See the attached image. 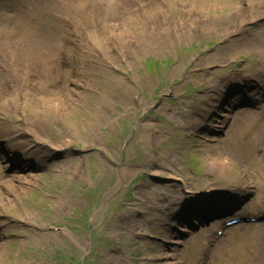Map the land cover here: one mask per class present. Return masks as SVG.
Segmentation results:
<instances>
[{
	"label": "rangeland",
	"instance_id": "1",
	"mask_svg": "<svg viewBox=\"0 0 264 264\" xmlns=\"http://www.w3.org/2000/svg\"><path fill=\"white\" fill-rule=\"evenodd\" d=\"M97 1L0 0V51L59 44L52 88L0 62V264H264V0Z\"/></svg>",
	"mask_w": 264,
	"mask_h": 264
},
{
	"label": "bare ground",
	"instance_id": "2",
	"mask_svg": "<svg viewBox=\"0 0 264 264\" xmlns=\"http://www.w3.org/2000/svg\"><path fill=\"white\" fill-rule=\"evenodd\" d=\"M123 0H98V3H95L94 5H96V9H97V13L99 16H102L103 13L105 14H111V15H126L129 16L128 18H132V15L130 13V8L129 6H125L122 3ZM179 1V0H178ZM177 1V3H178ZM168 6L170 8L174 9V0H166ZM50 10H48V12L52 13V9L51 7H48ZM32 9V7L28 9H26V12H30ZM33 11V10H32ZM178 17L181 18L183 15V10L182 7L180 5H178ZM53 13H54V8H53ZM41 10H36L35 13L29 14L27 19H18V24L20 25L21 28L25 27V23L31 28V29H35L37 28V26H39V21L41 20ZM64 16V15H63ZM73 16V21L75 22V25H77L78 23H80L82 20H86L91 22L92 24L95 21V18L93 17L92 14H86L84 13L80 18L79 17H74ZM69 16V17H71ZM62 17V16H61ZM46 25L49 29V31L51 32L53 27V23L49 22L48 20H46ZM82 38H85L86 40H96V36H94L93 38H91L90 36H82ZM63 41H64V37H63ZM59 44L58 43H51L49 44L47 47L45 48H40V47H33V48H6L4 50H6L4 53L2 52V55L0 57V62H4L5 61H13V64L10 67V74H8L6 76V79H9L11 77L16 78V76H20V80L19 83L22 86V90L23 86H26L30 81H33L34 83L37 84V86L40 88L41 85V81L37 80L35 78L36 72L38 75H41L44 77L45 80H42V83H44V87H54L55 82H56V72H57V60L59 58V54L57 52L56 48ZM11 49V50H10ZM1 72V71H0ZM12 80V79H11ZM232 82H234V80H228L227 83L231 84ZM9 82L6 83V85ZM4 86V85H3ZM1 88V87H0ZM29 95L28 91L25 90L22 93V96H27ZM8 105H4L3 103H0V107L2 110L7 109ZM238 116H242L243 113H238ZM12 133V131H11ZM6 134L7 131H6ZM23 151V150H22ZM24 152V151H23ZM29 156L34 157V152H31L29 154ZM9 163V162H7ZM16 167V165H15ZM1 170V169H0ZM2 171V170H1ZM0 171V172H1ZM1 178V175H0ZM226 193V192H224Z\"/></svg>",
	"mask_w": 264,
	"mask_h": 264
}]
</instances>
